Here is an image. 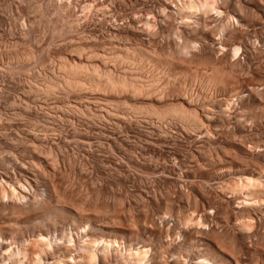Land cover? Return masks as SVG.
<instances>
[{
  "label": "rangeland",
  "instance_id": "374dc122",
  "mask_svg": "<svg viewBox=\"0 0 264 264\" xmlns=\"http://www.w3.org/2000/svg\"><path fill=\"white\" fill-rule=\"evenodd\" d=\"M180 1L0 0V181L15 185L24 196L0 198V264H19L18 248L46 231L53 249L42 254L40 264L56 256L77 264L87 236L149 248L145 264H194L202 254L212 264H264L263 186L254 204L246 206L241 203L245 191L234 185L246 169L248 175L264 171V0H215L218 12H198L190 22H182L176 12ZM109 44L144 47L169 63L166 69L149 63L141 68L145 78H159L161 89L167 84L160 101L102 96L98 105L102 97L95 96L100 98L96 106L88 105L90 110L78 103L80 115L68 109L77 104L74 94L57 90L46 97L36 91L45 76L57 72L60 60L86 62L93 51L107 57L115 51ZM77 45L84 48L80 57L72 51ZM234 46L240 47L236 54ZM28 51L31 61L13 58ZM117 66L114 71L123 68ZM214 68L225 77L230 73L226 78L236 89L212 86L199 77ZM184 89L192 108L212 112L204 128L193 130L175 118L159 124L156 118L131 114L130 106L186 105L178 98ZM32 131L44 141L30 137ZM175 221L178 227L184 223L191 237L181 235ZM67 232L73 242H67ZM3 242L13 250L7 256L1 253ZM99 253L103 258L98 254L96 264L122 263L119 250Z\"/></svg>",
  "mask_w": 264,
  "mask_h": 264
},
{
  "label": "bare ground",
  "instance_id": "6f19581e",
  "mask_svg": "<svg viewBox=\"0 0 264 264\" xmlns=\"http://www.w3.org/2000/svg\"><path fill=\"white\" fill-rule=\"evenodd\" d=\"M215 0H183V1H180L178 4H176L175 3V7H176V12H177V14L180 16V19H181V21L182 22H186V21H189V19L191 18L190 16H194L195 14H197L198 12L200 13V12H211V11H215V12H218V8L216 9V3L214 2ZM215 3V4H214ZM85 7V6H84ZM89 7V6H88ZM218 7V6H217ZM88 10H89V8H88ZM204 14V13H203ZM195 17V16H194ZM230 17V16H229ZM192 19V18H191ZM190 19V20H191ZM190 22V21H189ZM188 22V23H189ZM145 24V23H144ZM228 24V23H227ZM223 28V27H222ZM196 30V29H195ZM223 30V29H222ZM110 41V40H109ZM121 41V40H120ZM115 42V41H114ZM76 43V42H75ZM111 43V42H110ZM116 43V42H115ZM118 43V42H117ZM112 44V43H111ZM111 44H109V45H111ZM80 45V44H79ZM93 45V44H92ZM107 45V44H106ZM113 45H114V43H113ZM107 47V46H106ZM138 47V46H137ZM82 46H76V47H74L73 49L74 50H72V51H75L76 52V54H78L79 56L78 57H80V55H81V53H82V51L84 52V50H82ZM111 48H114V50L115 51H113L112 49H111V51H113L112 52V54H111V52H110V55H106L107 57H105L103 54L102 55H99V53L97 54L96 52H92V50H91V52H92V54H90L89 52V54H88V56H87V58H86V62H82V61H80V62H76L75 60L74 61H67L65 58V60L64 59H62V60H60V62H59V64H58V68H57V72H53V70L51 71V74H49V75H47V76H45L46 78H41L43 81V84H42V86H41V88H40V86H38L37 87V89H36V91L38 90H40L41 91V93L43 94V92H44V94L46 95V97H47V94H53L54 92H56L57 90H59V91H62L65 95L64 96H66V94L67 93H71V94H74V98H75V96H76V98H77V104H71V106L68 104V103H71V102H66V104H68L69 106H70V108H68V109H72V112H73V110H75V111H77V112H80V115H81V112H82V109H81V107H79L78 106V103H80L81 104V102L83 101L84 103H86L87 105H84V103H83V105H84V107L85 106H87V108H88V105H90L91 103H93V105L95 104V103H97L96 102V99H99L100 97H98V98H96L95 96H105V97H107V96H110V97H113V98H115L116 100L117 99H119V98H122V96L124 97V96H126L125 98H129V99H131V100H133V99H143V100H146V99H151V98H153V100H156V101H160L162 98H163V93L164 92H166L164 89V86L166 87V85H164L163 84V86L161 85L162 84V82H161V86L163 87L162 89H161V87L159 86V83H158V80H159V78H156V76H148V77H146L145 78V76H143V75H141V70H143V69H141L142 68V66H144V64L146 65L147 63H149V64H152V66H153V69H154V67H156V68H162V69H166L167 68V66L169 67V63L167 62V61H164V60H161V59H159V58H157V57H155V55L153 56L152 54H151V52L149 53L148 51H146L145 49H143L144 47H142V48H132L131 46H129V47H127V46H123V47H119V46H112L111 45ZM84 49V48H83ZM106 49V48H105ZM107 49H109V48H107ZM239 49H240V47H238V46H234V49H233V53L234 54H236V53H238V51H239ZM110 50V49H109ZM71 51V50H70ZM70 51H69V53H70ZM86 51V50H85ZM89 51V50H88ZM8 52V51H7ZM14 52V51H13ZM16 52V51H15ZM107 52V51H106ZM21 52H19V54H20ZM86 53V52H85ZM232 53V52H231ZM19 54H15L14 53V56H13V58H15V59H17V61H19V60H25V62H26V60H30L31 61V59L30 58H32V54H31V52L30 51H28V52H26V53H23V54H21V55H19ZM75 54V53H74ZM72 55V54H71ZM49 56V55H48ZM157 56V55H156ZM12 57V56H11ZM34 57V56H33ZM63 58V57H62ZM94 58H100V62H101V64H96V63H93V62H91L92 61V59H94ZM164 58V57H163ZM176 59V58H175ZM91 60V61H90ZM97 60V59H96ZM168 60H170V59H168ZM8 61V60H7ZM172 61V60H171ZM170 61V62H171ZM178 61V60H177ZM10 62V61H9ZM16 62V61H15ZM21 62V61H20ZM11 63V62H10ZM19 63V62H18ZM109 63V64H108ZM12 64V63H11ZM23 64V63H22ZM107 64L108 65H115V66H113L114 68L115 67H119V66H117V65H121L123 68L122 69H120V70H116V71H114V68H110V67H108L107 66ZM171 64V63H170ZM40 65V64H39ZM4 66V65H3ZM21 66V65H20ZM26 66V65H25ZM54 66V65H53ZM171 66V65H170ZM230 66V65H229ZM11 67V66H10ZM19 67V66H18ZM46 67V66H45ZM120 68V67H119ZM118 68V69H119ZM144 68V67H143ZM222 68V67H221ZM215 69V68H214ZM211 70L212 72L210 73V72H208V73H204V74H202V75H200L199 77L204 81V82H206L207 84H209V85H212V86H218V85H221L222 87H225V85H227L228 86V84L231 86V83H229V81L231 80V78H230V80L228 81V79L227 78H229V74H227V78L225 77V75H226V72H225V75H223L222 74V72H224V71H220V73H219V71H217L216 69L215 70ZM232 69V68H231ZM9 70V69H8ZM18 70V69H17ZM51 70V69H50ZM150 70V69H149ZM171 70V69H170ZM195 70V69H194ZM228 70V69H227ZM230 70V69H229ZM16 71V70H15ZM22 71V70H21ZM29 71V70H28ZM20 72V71H19ZM25 72V71H24ZM53 72V73H52ZM167 72V71H166ZM230 72H231V70H230ZM27 73V72H26ZM45 73V72H44ZM20 74V73H19ZM153 74V73H152ZM162 74V73H161ZM188 74V73H187ZM231 75V74H230ZM238 75V74H237ZM36 76V75H35ZM40 76H42V75H40ZM196 76H198L196 73H195V71H194V73H192V77H194L195 79H196ZM12 77V76H11ZM39 77V76H38ZM169 77V76H168ZM185 77V76H184ZM231 77V76H230ZM27 78V77H26ZM40 78V77H39ZM167 78V77H166ZM170 78V77H169ZM169 78H167L168 79V81L171 79H169ZM40 79V80H41ZM178 79V78H177ZM200 79V80H201ZM168 81H167V83H168ZM41 82V81H40ZM230 82H233V81H230ZM37 83V82H36ZM172 83V82H171ZM234 83V82H233ZM35 84V83H34ZM235 84V86L237 85L236 83H234ZM31 85V84H30ZM33 85V84H32ZM36 85L37 84H35V88H36ZM39 85V84H38ZM226 86V87H227ZM229 86V90H230V88L233 86V87H235L233 84H232V86L230 87ZM238 86V85H237ZM160 87V88H159ZM189 87V86H188ZM187 87V88H188ZM39 88V89H38ZM186 88V87H185ZM220 88V87H219ZM238 88V87H237ZM42 89V90H41ZM170 89V88H169ZM193 89V88H192ZM191 89V90H192ZM224 89V88H223ZM228 89V88H227ZM235 89H236V87H235ZM32 90V89H31ZM34 90V89H33ZM163 90H164V92H163ZM234 90V89H233ZM29 91V90H28ZM37 91V92H38ZM39 91V92H40ZM184 92H182V94H180L179 96H178V98L179 99H181V100H183V102H184V104H186V105H183V103L182 104H180V105H171V106H165V107H163V109H161V108H157V109H155V107L153 108V107H145V106H130L129 108H130V111L132 112L131 114L133 115H138V116H140V115H144L145 117H147V118H149V117H153V118H156V120L159 122V120H160V122H162L161 120H164V119H168V118H170V119H177L178 121H182L183 123H185L187 126H189L190 128H191V126L193 127V130L194 129H197V128H199V127H203L204 128V126H203V123L205 122V121H209V116H208V114L211 112H209L208 114H207V109L206 108H208V107H204V110H203V108H201L200 107V111H198V110H196V109H194V108H192V102H191V99L189 100V99H187L188 97L186 96V94L188 93V91H187V93H186V90L184 89L183 90ZM232 91V90H231ZM236 91V90H235ZM38 92V93H39ZM61 92V93H62ZM193 92V91H192ZM32 93V92H31ZM34 93V92H33ZM59 93V95H60V92H58ZM30 94V93H29ZM37 94V93H36ZM43 94V95H44ZM70 94V95H71ZM231 94H233V93H231ZM56 95H57V93H56ZM171 95V94H170ZM197 95V94H196ZM62 96V95H61ZM73 96V95H72ZM72 96H70V97H72ZM173 96V95H172ZM255 96V95H254ZM257 96V95H256ZM51 97H53L52 95H51ZM58 97V96H57ZM57 97H55V99L54 100H56V98ZM69 97V95L66 97V98H68ZM69 97V98H70ZM167 97V96H166ZM189 97H190V94H189ZM34 98H36V97H34ZM38 98V97H37ZM36 98V99H37ZM49 98V97H48ZM62 98L65 100V98L62 96ZM62 98L61 97H58L57 99H61L62 100ZM94 98V99H93ZM108 98V97H107ZM168 98V97H167ZM177 98V97H176ZM191 98V97H190ZM196 98H198V95H197V97ZM43 99V98H42ZM104 100V98L102 97V98H100L98 101V105H100V103H101V100ZM33 100V99H32ZM61 100L59 101V102H61ZM74 100V99H73ZM106 100V99H105ZM39 101V100H38ZM45 101V100H44ZM70 101V100H69ZM110 101V100H109ZM26 102V101H25ZM29 102V101H28ZM53 102V101H52ZM51 102V103H52ZM103 102V101H102ZM112 103L114 102V101H111ZM141 102V101H140ZM197 102V101H196ZM39 103V102H38ZM45 103V102H44ZM47 103V102H46ZM45 103V104H46ZM56 103H58V102H56ZM63 103H64V101H63ZM104 103V102H103ZM102 103V104H103ZM122 103V102H121ZM123 103H125V102H123ZM178 103V102H177ZM179 103H181V102H179ZM49 104V103H48ZM79 104V105H80ZM101 104V105H102ZM111 104V103H110ZM120 104V103H119ZM16 105V104H15ZM31 105V104H30ZM53 105V104H52ZM52 105H50L49 104V106H51V108H52ZM67 105V106H68ZM112 105V104H111ZM114 105H115V102H114ZM123 105V104H122ZM134 105V104H133ZM137 105V104H136ZM148 105V104H147ZM151 105V104H150ZM21 106V105H20ZM33 106V105H32ZM40 106H43V107H46V106H44V105H42V104H39V107ZM58 107H60L59 106V103H58V105H57ZM63 106H64V104H63ZM66 106V105H65ZM68 106V107H69ZM80 106H82V105H80ZM92 106V105H91ZM95 106H96V104H95ZM108 106V105H107ZM113 106V105H112ZM111 106V107H112ZM118 106V105H117ZM128 106H129V104H128ZM195 106V105H194ZM25 107V106H24ZM23 107V108H24ZM28 107V106H27ZM43 107H41V109L43 108ZM48 107V106H47ZM46 107V109H48ZM53 107H55V106H53ZM90 107V106H89ZM94 107V106H93ZM101 107L102 106H100L99 107V110H101ZM116 107V106H115ZM4 108V107H3ZM14 108V107H13ZM12 108V109H13ZM26 108V107H25ZM50 108V109H51ZM57 108V107H56ZM92 108V107H91ZM97 108H98V106H97ZM97 108H95V110L97 109ZM128 108V109H129ZM196 108V107H195ZM30 109V108H29ZM49 109V110H50ZM54 110H56L55 108H53ZM61 109V108H60ZM65 109H67V107L65 108ZM86 109V108H85ZM89 110H90V108H88ZM88 109H86V111H89ZM103 109V108H102ZM114 109H116V108H114ZM114 109H113V111H114ZM125 109V108H124ZM202 109V110H201ZM22 110V109H21ZM27 110V109H26ZM45 110V109H44ZM54 110H52L51 109V111H54ZM58 111H59V109H57ZM63 110V109H62ZM98 110V109H97ZM96 110V112H98ZM108 110V109H107ZM107 110H105V112H107ZM117 110V109H116ZM123 110V109H122ZM126 110V109H125ZM29 111V110H28ZM39 111V110H38ZM61 111V110H60ZM59 111V112H60ZM67 111V110H66ZM66 111H64V112H66ZM74 111V112H75ZM84 111V110H83ZM92 111V110H91ZM102 111V110H101ZM124 111V110H123ZM122 111V112H123ZM208 111H209V108H208ZM25 112V111H24ZM55 112V111H54ZM63 112V111H62ZM64 112H63V115L65 116V114L66 115H68L67 113H69V112H67V113H65L64 114ZM70 112H71V110H70ZM73 112V113H74ZM93 112V111H92ZM95 112V111H94ZM96 112L94 113L95 115L94 116H96V115H98V114H96ZM1 113V112H0ZM17 113V112H16ZM15 113V115H17ZM27 113V112H26ZM47 113V112H46ZM57 113V112H56ZM73 113H71V115H73ZM85 113V112H84ZM86 113H89V112H86ZM91 113V112H90ZM90 113L89 114H87V115H89L90 116ZM111 113V112H110ZM113 113V112H112ZM119 113V112H118ZM126 113V112H125ZM212 113V112H211ZM13 114H14V112H13ZM59 114V113H58ZM62 114V113H61ZM70 114V113H69ZM101 114H103V113H101ZM109 114V113H108ZM114 114V113H113ZM113 114H110L111 115V117H112V115ZM21 115H24V114H21ZM21 115L19 116V117H21ZM70 115V116H71ZM84 115V114H83ZM86 115V116H87ZM118 114H116V117H118L117 116ZM125 115V114H124ZM13 116V115H12ZM54 116V115H53ZM56 116H58V115H56ZM79 116V115H78ZM92 116V115H91ZM94 116H92V117H94ZM99 116V115H98ZM97 116V117H98ZM101 116V115H100ZM99 116V117H100ZM121 116V115H120ZM144 116H142V117H144ZM1 117V116H0ZM15 117V116H14ZM25 117V116H24ZM102 118H103V116H101ZM114 117H115V114H114ZM2 118V117H1ZM9 118V117H8ZM8 118H6V119H8ZM59 118V117H58ZM71 118V117H70ZM69 118V119H70ZM73 118V117H72ZM124 118V117H123ZM130 118V117H129ZM128 118V119H129ZM153 118H151V119H153ZM213 118V117H212ZM12 119H13V117H12ZM11 119V120H12ZM25 119H26V117H25ZM68 119V118H67ZM92 119H94V118H92ZM99 119V118H98ZM97 119V120H98ZM126 119V118H125ZM150 119V118H149ZM14 120V119H13ZM24 120V119H23ZM63 120H64V118H63ZM102 120V119H101ZM169 120V119H168ZM167 120V121H168ZM8 121H10V120H6V122H8ZM129 121H131V118H130V120ZM153 122V121H152ZM160 122H159V124H160ZM169 122V121H168ZM73 123V122H72ZM137 123V122H136ZM164 123H165V121H164ZM182 123V124H183ZM210 123V122H209ZM9 124H10V122H9ZM149 124V123H148ZM184 124V125H185ZM42 125V124H41ZM136 125V124H135ZM210 125V124H209ZM47 127V126H46ZM45 126L43 127V130H45L44 128H46ZM195 127V128H194ZM3 128V127H2ZM49 128V130L51 129L50 127H48ZM47 128V129H48ZM90 128V127H89ZM6 129H8V128H6ZM59 129V128H58ZM100 129V128H99ZM34 130V129H33ZM37 130V129H36ZM35 130V131H36ZM39 130V129H38ZM42 130V131H43ZM52 130H54V129H52ZM55 130H56V132L58 131L56 128H55ZM54 130V131H55ZM28 131V130H27ZM30 131V130H29ZM47 131V130H46ZM53 131V132H54ZM200 131V130H199ZM26 132V131H25ZM37 132V131H36ZM36 132H34V131H32V132H30V137H32L34 140L35 139H37L38 140V138H39V140H41L40 139V135H38L40 132H38V133H36ZM52 132V131H51ZM50 132V133H51ZM52 132V133H53ZM55 132V133H56ZM59 132H60V130H59ZM73 132V131H72ZM107 132V131H106ZM29 133V132H28ZM42 133H46V132H42ZM42 133H41V136H43L42 138H44L45 136V134L44 135H42ZM74 133H75V131H74ZM103 133H105V132H103ZM103 133H101L102 135H103ZM164 133V132H163ZM59 134V133H58ZM79 134H80V132H79ZM96 134V133H95ZM100 134V135H101ZM106 134V133H105ZM205 134V133H204ZM209 134V133H208ZM46 135H47V133H46ZM54 134H52V136H53ZM56 135V134H55ZM61 135V134H60ZM70 135V134H69ZM75 135V134H74ZM85 135V134H84ZM107 135V134H106ZM24 136V135H23ZM48 136H49V138H50V134H48ZM86 136H88V133H87V135ZM108 136V135H107ZM109 136L111 137V138H113L112 136H111V134H109ZM108 136V137H109ZM29 137V136H28ZM61 137V136H60ZM4 138V137H3ZM26 138V137H25ZM53 138V137H52ZM96 138H97V136H96ZM99 138H101V136L99 137ZM103 139L105 138L104 136L102 137ZM27 139V138H26ZM31 139V138H30ZM69 139V138H68ZM68 139H66V140H68ZM78 139V138H77ZM86 138H84V140H85ZM103 139H101V140H103ZM107 139V138H106ZM109 139V138H108ZM32 140V139H31ZM33 140V141H34ZM36 140V141H37ZM70 140V139H69ZM73 140V139H72ZM82 140V139H81ZM81 140H80V142H81ZM83 140V141H84ZM88 140H90V139H88ZM88 140H85V142L87 143L88 142ZM30 141V140H29ZM41 141H44L43 139L41 140ZM41 141H38V142H41ZM68 142V141H67ZM13 143V142H12ZM33 143V142H32ZM36 143V142H35ZM34 144V143H33ZM42 144V143H41ZM47 144V143H46ZM88 144V143H87ZM99 144V143H98ZM35 145V144H34ZM47 146V145H46ZM35 147V146H34ZM38 147V146H37ZM120 147V146H119ZM36 148V147H35ZM50 149V148H49ZM45 152V151H44ZM51 153V152H50ZM34 162V161H33ZM260 169V168H259ZM246 171V172H245ZM244 172H242V174L238 177V181H236V184H234V185H236L237 187H238V189L241 191V190H243V191H245V193H246V198H245V200H243V201H241V203H244V205H249V204H254L253 203V201H255V195H257L258 196V194L259 193H261V187L263 186V188L262 189H264V171L263 172H259V173H261V174H258V175H254V174H245V173H248L247 171V169L245 170ZM252 171V170H251ZM250 171V172H251ZM223 173V172H222ZM263 173V174H262ZM257 174V173H256ZM219 175H220V173H219ZM222 176V175H221ZM219 177V176H218ZM220 179H222L221 177H220ZM219 179V180H220ZM224 180V179H223ZM4 181V180H3ZM5 182V185L4 184H2L1 183V181H0V198L2 197V198H5V197H12V196H17V195H20V193L19 192H21V191H18V189L16 188V186L15 185H13V184H10V183H7L6 181H4ZM21 183V182H20ZM22 185V184H21ZM227 187V186H226ZM230 187V186H229ZM235 187V186H234ZM225 188V187H224ZM223 187H222V189H224ZM228 188V187H227ZM227 188H225V189H227ZM260 190H259V189ZM230 189H232V191H233V188H231L230 187ZM230 189H228V190H230ZM236 189V187L234 188V190ZM20 190H21V188H20ZM223 191V190H222ZM237 192V191H236ZM263 192H264V190H263ZM262 192V193H263ZM237 194V193H236ZM264 194V193H263ZM20 196H23V194L22 195H20ZM24 197V196H23ZM20 198V197H19ZM22 198V197H21ZM258 198V197H257ZM260 199H261V196L257 199V201H259L260 202ZM262 199H264V198H262ZM261 199V200H262ZM2 200V199H1ZM52 205V204H51ZM246 205V206H247ZM51 207V206H50ZM60 213V212H59ZM51 217V216H50ZM249 217V216H248ZM161 218V217H160ZM242 218V217H241ZM240 218V219H241ZM164 219V218H163ZM244 219V218H243ZM165 220V219H164ZM181 220H183V219H181ZM238 220V219H237ZM242 220V219H241ZM184 221H185V219H184ZM166 222V221H165ZM168 222V221H167ZM187 222V221H186ZM185 222V223H186ZM192 222V221H191ZM240 222V221H239ZM242 222L243 223H241L242 225H247L246 223L244 224V221L242 220ZM176 223V224H175ZM175 225H173L174 227H178L179 225H177V222L175 221ZM179 223H180V221H179ZM182 224V226L181 227H178L179 228V230H180V234L181 235H183V236H185L188 232H187V229L186 228H184V226H185V224L184 223H181ZM184 224V225H183ZM240 224V223H239ZM241 224H240V226H241ZM249 224V223H248ZM55 225V224H54ZM188 225V224H187ZM172 226V225H171ZM11 227V226H10ZM187 227V226H186ZM242 227V226H241ZM243 228V227H242ZM190 229V228H189ZM51 230V229H50ZM243 230V229H242ZM165 231V230H164ZM171 231V230H170ZM189 231V233H191V231L190 230H188ZM42 232V231H41ZM49 232V231H48ZM161 232H162V230H161ZM200 232L201 233H204V232H202L201 230H200ZM247 232V231H246ZM39 233V232H38ZM68 233V232H67ZM167 232H165V233H163V234H166ZM170 233V232H169ZM177 233H179V232H177ZM177 233H175V234H177ZM206 233V232H205ZM205 233L204 234H202L203 235V238H204V235H205ZM50 234L51 233H49V235H48V233H47V231H46V233H40L39 234V236L37 235V237H34V238H32V239H30V240H28V241H26V243H23V245L20 247V248H18V252H17V258H18V263L19 264H25L24 263V260H27V259H31L30 260V262H29V264H40V263H42L43 262V257H42V254L47 250V249H49V250H51V248L53 247L52 246V243H51V240H50ZM175 234H173V235H175ZM199 234V233H198ZM87 235V234H86ZM178 235V234H177ZM187 235H189V234H187ZM187 235H186V238H187ZM240 235H241V237H243V238H246L247 236H245L246 235V233L243 231V233L242 232H240ZM50 236V237H49ZM166 236H169V234L168 235H166ZM165 236V237H166ZM182 236V237H183ZM190 237H191V235H189ZM200 236H201V234H200ZM64 237H66L67 238V242H73V239H72V237H71V235L68 233V234H66V236L64 235ZM163 237V236H162ZM176 237V236H175ZM169 238V237H168ZM189 238V237H188ZM207 238V237H206ZM159 239V238H158ZM164 239V238H163ZM3 240V239H2ZM162 241V238L161 239H159V241ZM187 240V239H186ZM197 240H199V238L197 239ZM201 240H202V236H201ZM200 240V241H201ZM64 241V240H63ZM83 242H82V245L80 246V252L78 253V255H77V261H76V263L77 264H96V262H97V260H98V254L100 255V251H101V253L103 252V253H109V252H111L112 250H119L120 251V258L119 259H121L122 260V263L123 264H127V263H131V264H145L147 261H148V253H149V248H146V247H143V246H140V247H136V248H129V247H122V245H121V242L118 240V239H116V238H109V237H106V236H102V237H99V238H95V237H90V236H87V237H85V239L84 240H82ZM187 242V241H186ZM188 244H190L191 243V241H189L188 240ZM193 242V241H192ZM199 242V241H198ZM203 242V241H202ZM202 242H199V243H201V244H199V245H202ZM16 243V242H15ZM63 243V242H62ZM167 243V241L165 242V244ZM207 243V242H206ZM229 243V242H228ZM11 244V243H10ZM182 244H183V242H182ZM193 244L194 243H192L191 244V246H193ZM197 244V243H196ZM205 244V243H204ZM224 244V243H223ZM184 245V244H183ZM187 245V244H186ZM207 245V244H206ZM209 245V244H208ZM166 246V245H165ZM14 247V246H13ZM187 247H189V245L187 246ZM195 247V246H194ZM193 247V248H194ZM197 247H199V246H197ZM202 247H204V246H202ZM209 247V246H208ZM218 247V246H217ZM12 247H10V245H9V243H5V242H3V243H1V253L2 254H6V256H7V254L8 253H10L11 254V251H13L12 249H11ZM192 248V247H191ZM206 248V247H205ZM220 248V247H219ZM222 248V247H221ZM221 248H220V250H221ZM53 249V248H52ZM185 249H186V246H185ZM198 249V248H197ZM217 249V248H216ZM249 249V248H248ZM189 250H190V248H189ZM223 250H224V248H223ZM243 250L246 252L247 251V247L246 246H244L243 247ZM53 251V250H52ZM97 251H98V253H97ZM191 251V250H190ZM201 251V250H200ZM222 251V250H221ZM249 252H250V250H248ZM174 252V251H173ZM225 252H226V250H225ZM156 253V252H155ZM187 253V252H186ZM185 253V254H186ZM223 253V252H222ZM247 254H248V252H246ZM228 254V253H227ZM244 254V253H243ZM199 256H200V254H198ZM197 255V256H198ZM203 255V254H202ZM202 255H201V257L200 258H198L197 257V260L196 261H194L193 263L194 264H212L211 263V261H210V259H208V256H207V258L204 256V257H202ZM246 255V254H245ZM110 256V255H109ZM100 257L101 258H103L101 255H100ZM99 257V258H100ZM176 257H177V255H176ZM109 258V257H108ZM116 258V257H115ZM218 258H220L219 257V255H218ZM63 259V258H62ZM61 258H60V256H56L52 261H50V262H46L47 264H66L65 263V261L64 260H62ZM74 259V261H75V258H73ZM105 259V258H104ZM103 259V260H104ZM118 259V260H119ZM221 259V258H220ZM224 259H225V257H224ZM67 260H69V259H67ZM117 259H115V260H113V261H116ZM28 261V260H27ZM99 261V260H98ZM110 261H112V260H110ZM178 261V260H177ZM225 261V260H224ZM221 262V261H220ZM16 263H17V261H16ZM44 263V262H43ZM74 263V262H73ZM104 263V262H103ZM111 263V262H110ZM118 263H120V260L118 261ZM122 263H120V264H122ZM27 264H28V262H27ZM116 264V263H115Z\"/></svg>",
  "mask_w": 264,
  "mask_h": 264
}]
</instances>
